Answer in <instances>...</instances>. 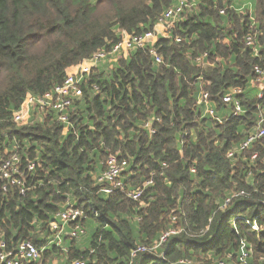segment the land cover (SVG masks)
Listing matches in <instances>:
<instances>
[{"label": "trees", "instance_id": "obj_1", "mask_svg": "<svg viewBox=\"0 0 264 264\" xmlns=\"http://www.w3.org/2000/svg\"><path fill=\"white\" fill-rule=\"evenodd\" d=\"M253 1L201 0L155 44L161 63L146 46L94 69L65 110L64 132L55 110L25 125L14 113L29 93L44 95L69 67L110 50L120 29L153 30L177 0H0V167L17 154L24 173L22 184L0 177V250L2 241L7 250L34 242L42 256L24 264H264V135L228 157L264 112L254 80L255 67L264 70V0ZM233 88L243 89L240 115L222 99ZM204 90L222 122L198 103ZM111 155L128 160L121 178L143 189L138 199L102 191L96 177ZM69 205L86 217L68 230L96 223L90 243L66 236L48 247L50 223ZM172 227L182 231L155 248ZM139 245L148 249L133 257Z\"/></svg>", "mask_w": 264, "mask_h": 264}, {"label": "built area", "instance_id": "obj_2", "mask_svg": "<svg viewBox=\"0 0 264 264\" xmlns=\"http://www.w3.org/2000/svg\"><path fill=\"white\" fill-rule=\"evenodd\" d=\"M196 0H177V2L170 8H168L163 15L159 18L156 26L153 30L146 31L141 34H130L124 29H120L122 34L121 40L112 46L110 50H100L95 52L90 58L85 59L77 65H73L67 69V77L63 84L57 85L53 90L45 93L42 96H34L29 93L25 99V102L21 108L14 113V121L18 125H25L33 123V116L37 110L47 113L49 110H55L58 113V120L64 123L66 126L64 132L68 130L69 118L65 110L71 105L72 101L76 97H80L83 94V90L80 86L82 80L89 76L92 71L98 68L100 65H112L118 56H127L130 51L138 48H144L146 46L151 47V53L155 56L156 62L161 63L163 57L158 53L155 48V44L161 37L169 38L172 36V30L176 27V24L183 20L186 14L195 5ZM226 11L223 8L220 13L224 14ZM177 41L181 38L177 37ZM256 42V35L249 33L245 38L247 46L254 48L255 54H258V49L254 45ZM201 60V58H200ZM255 83L261 88H264V70L259 66L255 67ZM243 92L242 88H233L230 91L222 95L223 102L231 106V111L228 115H240L243 114L246 109L242 104V100L239 95ZM262 90L260 96H262ZM198 103L203 105L204 112L216 118L222 122L226 116L219 115L217 109L210 103V95L205 90L202 91L198 98ZM264 121V112L260 114V120L257 128L252 130L250 134L242 141V143L235 149L228 153V157H232L235 152L248 148L253 141L264 135V128L261 123ZM153 121L148 120L145 126L148 127L151 133L156 132V129L152 125ZM257 153H254L252 158L256 159ZM20 157L17 154L12 155L7 159L0 167V177L7 179L9 182L22 184V177L24 175L20 166ZM129 162L127 159H121L115 155H111L106 163V169L96 177L97 182L104 184L102 191L106 194H111L115 190H122L129 197L138 199L143 189L127 190L125 183L122 180V173L127 169ZM34 163L29 165L30 169L34 168ZM194 170V169H193ZM151 181H147L145 185L150 184ZM4 189H7V183H5ZM24 193L25 190L22 189ZM240 193H244L241 191ZM238 193V194H240ZM232 196L227 197L221 205L224 209L230 202ZM85 212L74 206L69 205L57 213V219H54L50 223L51 234L48 237V247L53 244L58 246L62 245L66 236L77 238L80 233H84L83 227L78 224L75 228L68 230L69 222L76 221L80 218H85ZM252 228L258 230V224L252 223ZM206 229L201 230V233L206 232ZM182 231V228L172 227L169 230L162 233L159 241L155 244V248H158L163 242L171 235L178 234ZM148 249L145 245H139L132 250V256H136L139 252H144ZM42 251L37 245L30 240H23L17 244L13 249L7 250L5 241L1 242L0 250V264H24L25 261L38 260L42 256ZM247 254H245V257ZM181 263H191L190 260H181ZM73 264H85L83 260H76ZM221 264H224L221 262Z\"/></svg>", "mask_w": 264, "mask_h": 264}, {"label": "rangeland", "instance_id": "obj_3", "mask_svg": "<svg viewBox=\"0 0 264 264\" xmlns=\"http://www.w3.org/2000/svg\"><path fill=\"white\" fill-rule=\"evenodd\" d=\"M201 0H196L194 8L192 9V11H196L197 10V5ZM253 1V0H252ZM254 2V1H253ZM191 11V12H192ZM88 222L85 223V227L82 228L84 230V233H80L79 232V236L77 238V244L79 247H86L89 245L90 243V238H91V234L94 231V228L96 227V223L92 220H90V218L87 220ZM66 247V243H64V245ZM62 260L61 257L57 258L53 264H61ZM232 264H238L237 262H233Z\"/></svg>", "mask_w": 264, "mask_h": 264}]
</instances>
